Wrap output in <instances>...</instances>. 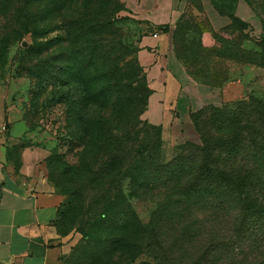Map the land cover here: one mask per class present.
Listing matches in <instances>:
<instances>
[{"label": "trees", "instance_id": "trees-1", "mask_svg": "<svg viewBox=\"0 0 264 264\" xmlns=\"http://www.w3.org/2000/svg\"><path fill=\"white\" fill-rule=\"evenodd\" d=\"M0 1L22 13L18 20L30 6L39 9L30 19L41 20L32 28L27 19L23 35L33 34L31 51L48 58L31 75L75 87L77 96H64L67 137L77 159L65 163L64 174L74 189H65L66 183L56 191L65 198L57 228L65 211L81 209L76 200L90 194L99 201V225L90 230L104 229L99 247L106 254L117 251L120 264H264V99L200 110L192 117L200 143L180 145L166 161L162 128L143 118L151 90L137 60L139 32L120 16L119 0ZM255 1L263 11L260 34L221 41L215 57L228 65L264 69V0ZM217 10L231 20L222 32L233 25L240 33L247 28ZM186 18L173 32L177 58L196 81L222 88L230 80L229 66L222 83L201 82L179 57L176 36ZM206 24L198 29L200 37L210 31ZM207 112L213 124L201 126ZM134 202L148 205L150 217H141Z\"/></svg>", "mask_w": 264, "mask_h": 264}, {"label": "crops", "instance_id": "crops-1", "mask_svg": "<svg viewBox=\"0 0 264 264\" xmlns=\"http://www.w3.org/2000/svg\"><path fill=\"white\" fill-rule=\"evenodd\" d=\"M119 1L124 6L120 16L134 22L139 32L137 60L151 90L143 118L162 128L164 145L188 141L194 132L192 117L200 110L222 107L249 91L256 67L230 63V80L212 88L196 81L177 58L173 32L193 0ZM199 1L210 28L203 45L211 48L216 46L213 33L223 31L231 20L211 0ZM11 128L12 120L0 114V264H60L68 247L60 240L56 222L65 198L46 178L43 151L26 148L20 160L11 154Z\"/></svg>", "mask_w": 264, "mask_h": 264}, {"label": "rangeland", "instance_id": "rangeland-1", "mask_svg": "<svg viewBox=\"0 0 264 264\" xmlns=\"http://www.w3.org/2000/svg\"><path fill=\"white\" fill-rule=\"evenodd\" d=\"M211 1L215 8H221L225 13L233 14L240 20H242L240 17H243L242 21L247 25L243 33H240L237 25H233L231 30L221 31L213 36L216 46L208 48L203 45L201 49L199 40L202 39L203 43V37L208 31L205 30L200 37L198 29L199 27L207 29L205 28L207 22L202 14V2L193 0L187 18L176 36V42L179 57L196 78L201 82L222 83L227 77L229 65L226 61L215 57V54L223 50L220 42L226 39L238 41L242 34L246 33H250L252 38L259 36L261 30L259 16L263 17V11L255 0ZM3 4L0 1V114L1 116L5 114L6 119L12 120L11 132L15 145L11 148V154L20 160L21 153L26 148L43 151L46 156L43 169L55 191H61L66 183L65 189H74L71 178L64 174L65 163L74 164L77 161L76 151L69 146L70 140L67 137L66 128L70 123L68 124L66 117L67 101L64 96L66 94L69 97L77 96L75 87L66 88L54 82H40L31 75V70L35 68L32 67H43L48 58L47 53L39 55L31 51V48L37 44L33 34L23 35L27 19H30V15H36L39 9L30 6L28 11L24 12L22 19L18 20V16L22 13H19L18 9L11 10L10 4H7V7ZM38 18L41 20L40 17ZM38 18L30 19L32 28L37 26L38 23L32 22H36L34 20ZM40 24H43L42 21ZM55 35L56 33L43 37L44 39H40L38 43L41 44ZM247 90L249 91L240 100L248 97L264 99V69H255L247 84ZM209 113L200 117L201 126L213 124L207 120ZM184 143H200V136L195 128L190 139ZM184 143L173 147L164 145V160L173 159L177 148ZM81 198L82 200L77 199L76 202L84 206L79 209L75 205L71 211H65L57 228L60 240L65 241L68 247L60 264H120L121 259L118 258L117 251L106 254L105 250L99 247L104 229L90 230L91 224L99 225L96 214L98 210L96 204L99 201L94 203L97 198L90 194L82 195ZM133 206L141 217L145 219L150 217L151 208L148 205L134 202ZM85 222H89V225L86 226Z\"/></svg>", "mask_w": 264, "mask_h": 264}, {"label": "built area", "instance_id": "built-area-1", "mask_svg": "<svg viewBox=\"0 0 264 264\" xmlns=\"http://www.w3.org/2000/svg\"><path fill=\"white\" fill-rule=\"evenodd\" d=\"M155 38L157 37V35L154 36Z\"/></svg>", "mask_w": 264, "mask_h": 264}]
</instances>
